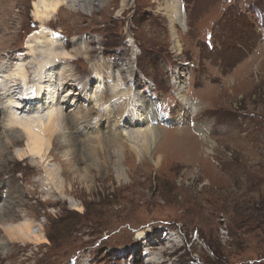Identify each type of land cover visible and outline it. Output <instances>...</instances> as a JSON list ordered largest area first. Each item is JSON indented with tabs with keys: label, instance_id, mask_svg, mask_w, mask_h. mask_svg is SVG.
<instances>
[{
	"label": "rangeland",
	"instance_id": "374dc122",
	"mask_svg": "<svg viewBox=\"0 0 264 264\" xmlns=\"http://www.w3.org/2000/svg\"><path fill=\"white\" fill-rule=\"evenodd\" d=\"M37 1L0 0V76L14 72L22 61L29 68L28 82H39L35 75L45 65L30 52L44 34L62 50L88 47L76 60L61 61L80 83L74 87L79 103L74 101L73 108L93 105L104 112L110 108L107 101L120 103L136 91L162 104L158 126L166 134L156 155L141 158L144 164L135 157L126 163L132 172L128 181L118 180V159L112 157L108 174L92 189L77 174L62 175V154L46 144L47 161L41 167L56 172L60 182H55L64 187L52 199L47 188H31L29 181L40 178L27 168L32 158L13 163L15 154L28 153L27 145L11 148L12 171L0 174V209L10 206L0 214V264H264V0H179L181 25L164 10L171 0H99L107 4L91 15L67 4L43 22L34 14ZM129 60L133 73L124 68ZM46 66L47 79L57 68ZM96 66L102 76L97 83ZM123 68V77L133 80L126 85ZM46 79L42 98L32 87L28 101L30 89L20 80L19 87L14 85L28 113L4 100L18 118L5 117L2 127L13 120L23 134L20 125L36 123L37 117L47 124L44 118L57 107L52 103L49 109L48 95L54 91ZM109 86L120 91L117 98ZM182 86L185 92L179 95ZM131 96L124 114L132 117L137 104L131 106ZM180 96L198 111L186 109ZM147 127L138 126L140 136ZM138 128L131 127L132 136L140 133ZM139 139L132 142L142 156ZM12 179H19L23 201L8 198ZM57 198L58 204L47 201ZM28 223L38 239L10 242L4 228Z\"/></svg>",
	"mask_w": 264,
	"mask_h": 264
},
{
	"label": "bare ground",
	"instance_id": "6f19581e",
	"mask_svg": "<svg viewBox=\"0 0 264 264\" xmlns=\"http://www.w3.org/2000/svg\"><path fill=\"white\" fill-rule=\"evenodd\" d=\"M171 2L172 4L170 3L166 4V7L164 10L173 23H178L181 25L183 24L182 20L184 16H183V11L181 9L179 0H171ZM67 4L70 7H74L75 10L80 9L85 14L91 15L96 8L98 9L103 8L107 4V1L101 2L99 0H38L37 2L34 3V8H35L34 14H35L36 20L38 22L46 21L51 16V14H54L57 11H60L61 8ZM51 9H54V10H51ZM37 17H39V19ZM41 26H45V25L42 24ZM46 35L47 34L41 35V36H44L45 39L40 38V40L39 39L36 40L37 38L36 36L35 43L32 42L33 44H35V46L32 45L33 47H32L30 54H33L34 60H36V57H39V58L41 57L44 62L42 63L45 66L47 63L52 64L53 69L55 67L57 68V71H52L51 72L52 75L49 77L50 75L49 74L48 78L46 79V77L44 76L45 74L43 73V70H45L48 65L46 67L41 66L44 68L42 69L41 73L37 74V71H35V73L37 74L35 76L37 77L40 76L38 80L39 82H36L37 79H35V83L32 84L30 82H33V81L28 82L29 77L31 76H29V68L27 67V64L23 63L22 61H18L16 65V69L13 70L14 72H8L7 75L0 76V174L2 171L7 174L6 169L11 170L10 168H8L10 164L11 153H12L10 149L11 148L15 149L25 144L28 147V142H29L28 134L25 131L23 133L24 135L20 134L19 128L14 126L13 120H10L11 124L5 125L4 127H2L3 122L7 121L5 120L6 119L5 117L9 116V118H14V119L16 117L13 115V113L11 112L9 113L8 108L10 107V105L4 104V100H7V104L8 103L14 104L17 109L21 110V113H26L28 111L26 108L28 104H25L24 102L28 101L29 96H30V99H32L31 95H34V90L32 87H35L36 89L39 88L38 96L41 97L43 95V91L47 89L46 86H41V84H44L43 81L46 79L48 80L47 83L50 82L52 84V87H53L52 91H54L52 94L48 95L49 96L48 100L50 99L51 101V103H49L48 101L49 109L52 110V103L54 104L56 103L57 108L52 113L54 114L52 124L51 125L46 124L44 128L42 129L43 137L41 136V139H40L39 154H32L31 152H28V153L24 152L25 155L23 156H20L17 153L14 155V157H12L16 159V161L13 160V163L16 166L20 163V161H24L29 158H32L28 160L27 163L29 164L27 165V168L30 169V173L31 171H33L34 174L38 175V177L40 176V178L32 179L29 181L31 184V188H34L35 190H38V189L45 190L47 188V190H45V192H47L46 196H48L51 199H52L54 192L57 193L56 195L63 194L64 192L63 190L64 187L61 185L63 183L57 184V182H60V180L57 181L55 179V177L57 176L56 172L54 171L50 172L49 170L41 167V164L43 163L46 164V161H47L45 158L46 154H43V152L45 151L46 144L49 146H52L53 148H57L60 154H62L63 161H65L63 163H61L60 161L61 168L63 169V171H61L62 175L65 174L64 176L68 177L70 173L77 174L79 181L85 184L88 189L94 188L97 180L100 177H103L104 175L108 174V170L110 169L109 166H111L110 160L112 157L114 158L116 157L118 159L117 166L114 168L116 171L118 180L128 181L129 176H130L128 172L129 171L131 172V169H129L126 166V163L128 162L131 163L132 159L135 157L137 161L140 160L139 163L141 164L142 162L141 158H144L147 156L150 157V155L152 154L156 155L155 151H157L156 149L158 147V143L159 141H161V138L164 137L163 134L164 135L166 134L165 131L160 129V127L158 126V123L160 122L161 119H163V115H164L162 104L159 102L158 99L156 100L155 98L151 97L149 101L145 99L144 94L142 96L139 92L132 91V92H128L127 93L128 98L126 100H122L120 103L115 102L114 100L107 101V104H108L107 107H110V108L109 109L107 108L108 110L104 112H101L102 110L100 108H94L93 105L88 110H85L83 106L74 109L73 108L75 106L74 101L75 103H79L78 101L79 94L78 93L76 94L74 87L78 86L80 83L78 82V78L75 77V75L72 73L71 69L65 64H62L61 61H65V60L71 61L73 59L76 60L77 57L82 52L84 51L87 52L88 47L80 46L78 48H75L73 51L69 52V50L68 51H66L65 49L62 50L61 48H59V46L58 47L54 46L56 45L57 42L50 41V39L48 40V37H46ZM56 51L61 52V55L59 53L57 54ZM65 52L68 53L67 57L63 55V53ZM43 53L44 55H42ZM57 58L59 59V61ZM86 59H89L88 55ZM31 62L32 64L34 63L33 61ZM59 62H60V65L57 64ZM109 68L111 71L112 66H110ZM124 68H126L130 73L131 72L133 73V68H134L133 60H129L128 62H126V64L124 65ZM124 68L121 70L120 73L122 76L121 80L124 83V85H126V83L127 84L131 83L133 82V80L132 79L127 80L125 77H123ZM99 69L100 67L96 66L95 68L96 76L94 79L96 83L102 78V76L98 72ZM37 70L39 71L41 69L39 68ZM0 72H1V68H0ZM59 75L60 77H58ZM109 76L110 75H108V78L111 79V77ZM12 80L13 82H11ZM19 80L22 81L23 85L26 86V88L28 87L30 89L29 92L25 95L27 96V98L26 97L24 98L25 101L23 99L19 101L21 97L20 98L16 97L18 94L17 93L18 89L15 86L19 85V84L17 85V82H19ZM36 84L38 86H35ZM44 85H46V83ZM111 87L113 91L115 92V94H113V97L115 99L119 96L120 91L117 92V90L114 89L113 86ZM111 87L109 86L108 88L110 91H111ZM181 89L183 90L184 86H182ZM184 92L185 91L183 90L181 93H179V95H182ZM72 95L74 97H72ZM130 95H132L131 97L134 98L133 104H131V106L134 107V101H136V104H137L135 115L133 116L132 114V117L129 114L128 115L124 114L125 113L124 109L127 105V100L129 99ZM57 96H58V99H57ZM96 96H98V94ZM180 97H181V100L183 99L182 101L186 109H190L194 112L198 111V107L195 106L192 103V101L190 100L188 101V99L185 98L184 96H180ZM6 112L9 113V115H7ZM96 118H99L102 120L101 121L102 125L99 124V122H97L98 124L97 123L95 124L92 122ZM30 121L33 122L34 120H30ZM141 124H143V126L144 124H146L147 126L151 127V129L150 127L149 128L147 127V129H144L142 132V136H140L141 134L140 131L142 130H139L138 128V126H140ZM132 126H135V128H138L137 130L140 133H137L132 136V130H130ZM140 137H143V141H142L143 142L142 146L144 148L143 149L144 153L142 155L143 157L140 156V153L137 151V147L133 146V142L138 141ZM203 137H205V140L207 139V135H204ZM210 140H207L206 142ZM129 143L132 145H130ZM139 146L141 145L139 144ZM46 151L44 153H46ZM19 153H22V152H19ZM127 154L129 156H126ZM38 159L41 160L42 162L36 163V160ZM52 161L57 162L58 159L54 157L52 158ZM158 161H159V158H158ZM82 164L83 166H81ZM158 164L159 162L156 161L155 165L157 166ZM67 166L69 167V169H67ZM127 168H128V171L126 170ZM81 173H83L84 175ZM55 180L57 182H55ZM61 180H64V179H61ZM18 182H19V179H14V180L12 179L9 181L8 185H12V187L10 188L8 192V198H13L14 196H16V199L23 198L25 193H23L24 191L18 186ZM64 182H67V181H64ZM2 189L3 188H1V185H0V198L1 197L3 198ZM21 199L19 200L21 201ZM51 199H48L47 201L53 202L56 204L60 202L59 198H57L56 200H51ZM9 209H10L9 205L6 206V204H3V208L0 209V214L2 212L3 214L6 213L7 211H9ZM32 228L33 226L29 223L23 224V225L20 224V225H13V226L4 228V232L6 236L8 237V239L10 240V242L14 240L25 241L26 239H32V238L38 239V232H36V230L34 231ZM139 238H145V235L140 233ZM168 241L171 242L172 239L169 238ZM147 249L150 250V246ZM149 258L150 259H148L149 260L148 262L153 263L151 261V256Z\"/></svg>",
	"mask_w": 264,
	"mask_h": 264
},
{
	"label": "clouds",
	"instance_id": "9594fccd",
	"mask_svg": "<svg viewBox=\"0 0 264 264\" xmlns=\"http://www.w3.org/2000/svg\"><path fill=\"white\" fill-rule=\"evenodd\" d=\"M36 120V123L28 122L27 124L20 125V127H22L23 130L28 134V152H31L32 154H39L40 139L42 136V129L44 127V123L40 117H37ZM44 120L47 121L48 125H51L53 118L48 115L44 118ZM18 155L23 156L25 153H18Z\"/></svg>",
	"mask_w": 264,
	"mask_h": 264
},
{
	"label": "snow or ice",
	"instance_id": "6c2138e0",
	"mask_svg": "<svg viewBox=\"0 0 264 264\" xmlns=\"http://www.w3.org/2000/svg\"><path fill=\"white\" fill-rule=\"evenodd\" d=\"M37 18L39 19V17H37ZM63 55H64L65 57H67V56H68V53L65 52V53H63ZM49 116H51V117L53 118L54 114L50 113Z\"/></svg>",
	"mask_w": 264,
	"mask_h": 264
}]
</instances>
